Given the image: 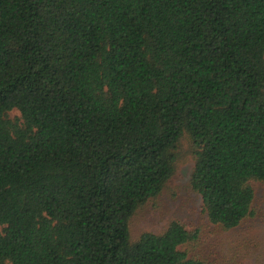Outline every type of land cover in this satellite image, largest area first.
I'll use <instances>...</instances> for the list:
<instances>
[{"label": "trees", "instance_id": "obj_1", "mask_svg": "<svg viewBox=\"0 0 264 264\" xmlns=\"http://www.w3.org/2000/svg\"><path fill=\"white\" fill-rule=\"evenodd\" d=\"M184 136L210 223L260 218L264 0H0V264H211L130 236Z\"/></svg>", "mask_w": 264, "mask_h": 264}, {"label": "rangeland", "instance_id": "obj_2", "mask_svg": "<svg viewBox=\"0 0 264 264\" xmlns=\"http://www.w3.org/2000/svg\"><path fill=\"white\" fill-rule=\"evenodd\" d=\"M12 119L21 118L18 111ZM192 142L184 136L176 175L164 194L140 209L130 222V236L137 241L144 233L159 234L173 221H182L192 232L198 233V242L188 249L211 264H264V185L255 184L258 219H251L240 228L222 231L204 213L203 200L191 187L195 168ZM257 214V215H258Z\"/></svg>", "mask_w": 264, "mask_h": 264}]
</instances>
